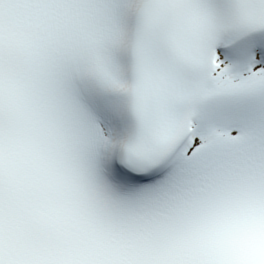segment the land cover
<instances>
[{
    "label": "snow or ice",
    "instance_id": "1",
    "mask_svg": "<svg viewBox=\"0 0 264 264\" xmlns=\"http://www.w3.org/2000/svg\"><path fill=\"white\" fill-rule=\"evenodd\" d=\"M0 264H264V0H0Z\"/></svg>",
    "mask_w": 264,
    "mask_h": 264
}]
</instances>
